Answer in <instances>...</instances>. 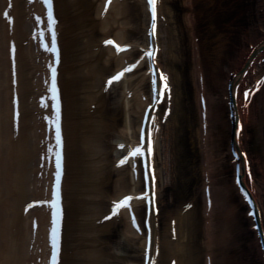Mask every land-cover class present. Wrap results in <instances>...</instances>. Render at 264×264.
I'll use <instances>...</instances> for the list:
<instances>
[{"label": "bare ground", "instance_id": "bare-ground-1", "mask_svg": "<svg viewBox=\"0 0 264 264\" xmlns=\"http://www.w3.org/2000/svg\"><path fill=\"white\" fill-rule=\"evenodd\" d=\"M195 1L196 14L203 13L200 0ZM232 1L241 9L240 16L245 20L241 29L237 27L240 22L236 25L234 20L221 27L218 19L206 23L205 29L215 42L219 34L236 26L241 37H245L244 49L240 47L243 45L236 44V49L228 52L219 45L210 53L206 39H199L197 31L184 27L192 35V49L196 46L202 49L199 58L195 53L192 58L194 71L186 72L193 75L194 83L190 78V84L184 74L181 78L179 68L184 66L185 55L179 53V42L173 47L177 51L164 50V33L170 25L183 23L180 12L173 8L176 0H156L155 10L152 0H54L49 11L39 2L0 0V264H42V254L47 259L46 264H108L112 259L116 263L111 264H193L187 254L185 238L193 236L194 228L200 225L194 208L189 211L186 208L185 215L175 209L176 221L172 217L173 225L171 219L168 222L169 237L162 238L154 226L158 218L155 209L162 210L161 184L168 185L178 168L183 169L177 162L179 152L173 148L177 144L175 136L172 137L175 128L171 115L175 109L167 112L164 107L157 108L152 100L154 90L166 100L168 108L180 103L186 108L190 101L195 109L190 111L189 107L186 116L197 122V126L192 128L188 124L187 131L188 137L198 139V154L203 156L207 166L198 185L209 195L199 204L193 199L195 195H191L185 204L189 201L190 205L203 206V214L210 209V222L203 221L204 233L210 236L218 229L212 223L216 221L218 207L230 215L244 212L245 207L237 205V201L234 205L232 200V207L228 195H236L242 202L247 193L257 214L249 216L248 221L254 228L248 231L254 234L252 238L264 264V162L260 159L263 175L258 177L259 162L246 150L251 147L246 136L252 112L258 100L264 97V24L259 20L262 17L264 21V0ZM179 2L184 9V2ZM185 5L188 7L187 2ZM192 9L194 13L196 8ZM241 18L237 19L242 21ZM39 27L44 32L36 37L43 36L47 42L51 39V44L46 42L43 48L41 39V45L33 41L31 45H22L30 39L29 35L22 34ZM175 39H179L178 35ZM148 45L159 54L147 55ZM166 51L175 60L165 59ZM58 56L61 61H55ZM221 58L227 69L225 75L218 78ZM182 82L185 98L181 94L178 102ZM190 85H195L197 103H193L188 94ZM147 115L149 117L145 118ZM19 116L22 128L14 132L12 124L17 123ZM222 131L227 135V143L220 135ZM231 131L232 135H228ZM46 133L56 135L57 140L53 143L50 139L51 143L44 144L45 137L49 136ZM140 134L144 138L140 139ZM140 143L148 151L147 163L136 155L126 159V153L133 152ZM149 143L153 144L152 155ZM117 144L121 146L116 147ZM216 146L227 149L232 164L233 184L229 190L225 187L228 185L222 188L216 184L215 176H222V165H226L223 159L216 160ZM122 148L126 152H121ZM14 152L20 156L16 163H10ZM58 152L61 164L55 166ZM144 167L148 168L147 177H143ZM38 170L47 173L44 179L49 177L50 188H39L43 177ZM57 174H61L56 180L63 183L64 192L58 199L65 205L59 209L64 222L60 219L61 239L54 235L59 239L60 249L53 258L51 246L48 251L45 230L49 215L51 225L53 212L57 214L52 208L50 214L47 212V203L51 206L57 201L51 189ZM191 180L190 177L188 182ZM112 192L116 195L111 196ZM112 200L119 203L112 207ZM82 207L89 210V233H85V225L82 227L75 218L86 215L81 214ZM110 217L112 219L105 222ZM122 218H126L123 224L130 234H123L118 243L110 246L103 240V234L114 221ZM147 233L154 236V242H145ZM50 236L53 235L50 233ZM173 240L179 244L175 249ZM210 240L208 242L212 243L211 237ZM50 241L53 243L52 238ZM77 242L81 246L74 250ZM244 242H248L246 238ZM134 243L141 248H134ZM209 243L203 250V262L215 264L214 252L210 250L215 245ZM165 248L173 254L169 259L165 258ZM251 251L245 250L238 263L254 264L251 259H256V252ZM138 256L142 259L136 261ZM197 262L200 264L199 260Z\"/></svg>", "mask_w": 264, "mask_h": 264}, {"label": "rangeland", "instance_id": "rangeland-1", "mask_svg": "<svg viewBox=\"0 0 264 264\" xmlns=\"http://www.w3.org/2000/svg\"><path fill=\"white\" fill-rule=\"evenodd\" d=\"M179 1H183L184 2V9H182L180 5ZM188 4V7L186 4V2ZM199 1V0H197ZM204 1V2H203ZM236 2L238 0H235ZM195 0H176V2L174 3V11L175 12H180L181 14V21L183 22L182 24H184V26H182L181 23H179V25H175V26H171L169 27V30H167L164 34L166 36V40L164 43V50L165 48L167 50H169L171 52V50L173 51H177L174 50V45L176 44V42H179V53L181 55H185V61H184V66L182 67H178L180 69L181 72V78L184 77L183 74L188 77V83L191 84V79L193 80V78H191L192 76L186 75L187 70H193V65H194V60L192 59L194 57V53L197 54V57H200L201 51L202 49H200V47H193L192 49V40H191V36L190 32L188 31V29L184 30V27L186 28H190L193 30V32L197 31L198 35H199V39H206V49L208 48L210 53L212 50H214V48L218 47L219 45L221 47H225L227 48V51L230 52V50L232 51L236 49L235 45L238 44L241 47V50L244 49V45L246 44L245 42V37H241V32H239L240 30L236 29V26H234L233 32L231 31H224L222 34L218 35V38L215 40V42H212L211 37V33L209 34V32H206L205 29V24L209 23V22H213L214 19H218L219 23L221 25V27L224 26V24H228L229 21L233 23V20L236 22V25L239 23V25H237L238 28H240V26H242L245 23V20L241 18L240 16V12L241 9L239 10V8H237V5L233 4L235 3L232 0L227 1H221L219 0H200V6L203 7V13L200 11V13L196 14V10H197V5L195 3ZM205 6V7H204ZM196 8L195 12L193 13L192 8ZM207 9H212V11H208ZM183 11V12H182ZM182 12V13H181ZM234 13H238V14H234ZM243 13V12H242ZM193 14V15H192ZM233 14V16H232ZM188 17V19H187ZM241 18L242 21H239L237 18ZM257 17V16H255ZM196 18V19H195ZM259 18V17H258ZM262 17L259 18V20L261 21L260 23H262V25L264 24V21H262L261 19ZM198 22H197V21ZM221 21V22H220ZM165 22V21H164ZM225 22V23H224ZM195 23V24H192ZM264 26V25H263ZM230 28H232L230 26ZM241 29V28H240ZM256 29V28H255ZM253 29V31L255 30ZM256 33V32H254ZM178 35L179 39H175L176 36ZM22 35H26V34H22ZM21 35V36H22ZM176 35V36H175ZM214 36V35H213ZM204 37V39H203ZM215 38V37H214ZM227 39V40H226ZM201 40V41H202ZM208 40V41H207ZM220 40V41H219ZM200 43V42H199ZM238 46V47H239ZM171 49V50H170ZM204 49V48H203ZM200 50V51H199ZM205 50V49H204ZM170 53L168 51H166L165 56H167L165 59L167 60H175V58L172 55H169ZM230 58V57H228ZM225 64V60H223V58L220 59V66L218 67V72L220 74L217 73V77L220 78V76L225 75V70L227 69V67H223V65ZM25 68V67H24ZM26 70L28 71V69L26 68ZM222 71V72H221ZM191 78V79H190ZM182 80V79H181ZM184 82V80H183ZM182 83H180L181 88H179V93H177V99L179 102V96L182 94L183 97L185 98V90L182 88ZM194 83V80L192 81ZM219 82V79H218ZM218 84V83H217ZM188 85V84H187ZM217 87V85H216ZM188 94L191 95V98H193L192 102L193 103H197V98H195V92H196V88L195 85H190V87L188 88ZM218 91V90H217ZM187 97V96H186ZM192 106H190V101L187 103V109L185 108V106L180 103L179 106L175 107V112H174V116H171L172 118V124L174 125V134L172 135L175 136L176 138V142L177 144L173 147L175 149V151L178 153L177 155V162L181 164L182 166V170H180L181 167L178 168L177 173H175V175H173L172 178H170L169 180V184H161V190H160V203L162 206V213L160 214V219H159V224H158V233L160 235H162V238L164 237V235H168V231H169V221L170 219L173 217L175 218V209L176 210H182V212L185 213L187 212V210H184L185 207V202L186 200L189 199V197L191 195H195L196 199V203L199 204L203 203L204 200V191H203V186L201 187V185H198L201 180H202V172H204L203 168L207 167L205 164V161L203 160V156L199 155V144H198V139L197 138H192V137H188V124L194 128L195 126H197V122H195L193 119L191 120L190 118H187V113L189 111V107L191 108L190 111H194L195 109L193 108V104H191ZM226 108V107H225ZM224 108V109H225ZM253 114V119L250 121L249 125V129L247 131V140H248V144H250V148L249 146L247 147V150L251 151V153H253V155L257 158V162H264V97L260 98L258 100L257 106H256V110L255 112H252ZM192 123V125H191ZM196 128V127H195ZM223 131L225 132V129L223 128ZM223 131L220 133L221 137L223 139H225L224 141L227 143L229 140L227 138V135L223 134ZM86 132V131H85ZM81 133V132H80ZM164 134L167 135V133L164 131ZM230 135V133L228 134ZM228 140V141H227ZM216 145V144H215ZM224 145V144H223ZM218 148V149H217ZM249 148V149H248ZM223 147L219 148V146H216V151H215V155H217L216 160L220 161L221 159L224 160L226 165H222L224 168H222V176L221 174H218L220 172H218V176L216 177V184H218V186H221L222 188L225 185L226 188H228V190L230 189V185L233 184L231 183L232 180V174H230V170L232 168V164L229 163V155L227 154V149L224 148V150H222ZM11 159H10V163H16L17 160V156L15 155H11ZM180 157V158H179ZM202 157V158H201ZM261 159V161H260ZM203 160V161H202ZM257 164L258 167V177H261L263 174L262 172H260V167H261V163ZM263 164V163H262ZM174 165V164H173ZM109 167V166H108ZM90 168H93L90 166ZM189 168V170H188ZM187 169V170H186ZM12 172V169H11ZM15 172V171H14ZM35 176V175H34ZM191 177V182H188V179ZM214 177V178H215ZM264 177V176H263ZM214 178H211V180H214ZM109 187H111L109 185ZM190 188V189H189ZM230 193V192H229ZM82 194H84V192L82 191ZM116 193L112 192L111 196H115ZM228 199L229 202L233 203L234 201H237L240 207H242V202L241 199L236 196L233 195L230 196V194L228 195ZM89 200V199H88ZM233 203L231 204L233 207ZM88 204V203H87ZM236 203H234L235 205ZM81 206V205H80ZM83 208V207H82ZM203 208V206L199 207L197 205H195L194 207V214L199 218L200 220V225L194 228L193 230V236H190L189 239H187L188 237L186 236L185 241L186 244H188L187 246V250L188 253L191 257H192V262L193 264H199L197 262V260L200 261V264H204V260H203V250H206V246L209 243L208 241L210 240V237L212 238V243H209L210 245L215 247L210 250H212L214 253V259H215V264H239L238 263V259L240 257H242L243 252L246 250L248 253L252 252L251 250L254 251V253L256 252V259L252 261H254V264H262V260H260V251L258 250V247L256 245L255 238L253 239V233L249 232V228L250 227V221L249 218L244 215V212H239L238 215L236 216V212H234V214L232 213L227 214L225 213L224 210L220 209V207L217 208V213L215 218L216 221L212 220V223H214L215 225L218 226V229L215 232V238L214 235L210 234V236H208V232L204 233V224L203 221L206 222H210L211 216L209 215V212L207 214H203V210L201 209ZM83 211L81 212V214H86L85 216H81L78 217L75 216L76 220L78 223H81V226L84 228L85 233H89L90 231L87 229V224L89 222L88 218V213L89 210H84V208L82 209ZM189 211V210H188ZM202 212V213H201ZM203 217V218H202ZM206 218L208 219V221L206 220ZM233 219V220H232ZM218 220V221H217ZM124 224L122 223L121 225L117 226H112L111 228H108L105 230V234H103V240H105V243H107L108 245H113L115 243H118V241L120 239H122L121 237H123V234H125V236H127L128 234H130L129 228H124ZM126 229L128 230V232L126 231ZM125 231V233H124ZM104 233V232H103ZM208 236V237H207ZM131 237V236H130ZM249 237V238H248ZM251 237V238H250ZM246 238V241L248 242H244ZM237 240L238 243H235ZM244 240V241H243ZM175 242L176 245H172L173 249L177 248V246L179 245L178 242H176L175 240H173ZM173 242V243H174ZM208 242V243H207ZM211 242V240H210ZM78 243V242H77ZM215 243V244H214ZM248 243L250 244V247L248 245ZM106 244V246H108ZM102 245V243H101ZM133 247L136 248L138 246H136V244H133ZM141 248V247H138ZM192 249V251H191ZM251 249V250H250ZM109 250H111V248H109ZM190 250V252H189ZM194 250V251H193ZM196 250V251H195ZM166 255L165 258H168L173 255L169 253V249L165 248V252ZM136 258V257H135ZM134 258V259H135ZM237 258V259H236ZM244 258V257H243ZM142 257H137L135 260L139 261L141 260ZM166 259V260H168ZM236 259V260H235ZM129 260V259H126ZM246 261H243V263H245ZM111 263H116V261L109 260L108 264ZM247 264V263H245Z\"/></svg>", "mask_w": 264, "mask_h": 264}, {"label": "snow or ice", "instance_id": "snow-or-ice-1", "mask_svg": "<svg viewBox=\"0 0 264 264\" xmlns=\"http://www.w3.org/2000/svg\"><path fill=\"white\" fill-rule=\"evenodd\" d=\"M49 2L51 3V0H49ZM152 4H153V10H155V4H156V0H152ZM109 43H113L112 41H110ZM153 55H154V53H153ZM129 70H131V69H129ZM121 75H123V74H121ZM120 77H116L115 79H119ZM164 88L165 89H167L168 88V85H167V81L165 80V82H164ZM143 150L142 149H140V148H137V149H134L133 150V155H137V154H139V153H141ZM124 161H122V163H123ZM58 188H59V185L57 186ZM118 207H119V205H118Z\"/></svg>", "mask_w": 264, "mask_h": 264}]
</instances>
